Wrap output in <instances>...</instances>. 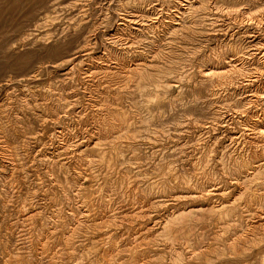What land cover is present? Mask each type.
<instances>
[{
	"label": "rangeland",
	"instance_id": "374dc122",
	"mask_svg": "<svg viewBox=\"0 0 264 264\" xmlns=\"http://www.w3.org/2000/svg\"><path fill=\"white\" fill-rule=\"evenodd\" d=\"M118 263L264 264V0H0V264Z\"/></svg>",
	"mask_w": 264,
	"mask_h": 264
},
{
	"label": "bare ground",
	"instance_id": "6f19581e",
	"mask_svg": "<svg viewBox=\"0 0 264 264\" xmlns=\"http://www.w3.org/2000/svg\"><path fill=\"white\" fill-rule=\"evenodd\" d=\"M253 121V120H252ZM189 254H191V253H189ZM196 254V253H195ZM189 258V257H188ZM119 264V263H118Z\"/></svg>",
	"mask_w": 264,
	"mask_h": 264
}]
</instances>
